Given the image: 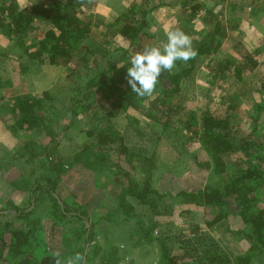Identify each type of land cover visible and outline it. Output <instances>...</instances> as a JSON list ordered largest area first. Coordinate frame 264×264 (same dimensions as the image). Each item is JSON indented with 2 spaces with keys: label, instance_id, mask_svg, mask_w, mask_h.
<instances>
[{
  "label": "rangeland",
  "instance_id": "1",
  "mask_svg": "<svg viewBox=\"0 0 264 264\" xmlns=\"http://www.w3.org/2000/svg\"><path fill=\"white\" fill-rule=\"evenodd\" d=\"M45 1L16 0L21 8ZM96 1L99 2L98 7L86 5L80 9L79 15L90 23L91 46L107 47L113 53L124 44L118 34L120 22H117L124 12L120 16L112 15L110 11L106 13L108 6L103 0ZM110 1L114 5V1ZM135 1L139 0H119V6L127 10ZM177 1L149 0V6ZM199 1L203 6L196 16H191L190 10L182 4L161 5L151 12L141 52L146 46L162 47L167 42L166 33L176 29L182 30L192 40L214 35L221 41L219 53L206 58L183 88L192 95L189 103L192 111L227 112L230 116L233 128L241 137L238 142L241 152L231 159L233 169H236L242 166L245 151L252 154V159L261 155L259 146L264 142V91L261 88L264 83V0ZM218 28L219 33L216 32ZM21 53L0 34V209L16 205L25 213L32 212L28 219L32 225L34 214L43 216L41 223L45 228L38 233L39 259L49 253L63 251L68 237L73 241L64 252L67 259L76 253L82 255L84 247L86 257H89L86 264L103 263L110 257V251L123 257L120 264H165L159 243L147 242L135 222L136 218L146 228L151 220L159 221L162 226L155 231V236L169 237L168 242L173 239L172 242L176 243L174 250L178 249L181 241L192 237L189 226L198 223L203 233L211 236L207 242L218 243L231 256L252 251V264H264V254L259 255L258 250L252 249L254 244L248 236L249 230L233 213L234 199L225 208L226 220L212 228L207 223V218L212 216L205 207L185 205L170 216L155 217L147 207L131 197L128 202L134 206L136 217L125 219L124 211L118 205L119 197L130 176L140 180L141 174L134 171L127 161L120 160L116 166L117 158L113 151H109L111 165L95 170L73 160L78 149L95 138V134L89 136V131H96L99 126H111L121 132L128 148L138 156L156 154L159 157V169L153 184L161 192L192 191L215 182L211 159L199 142L188 141L189 131L173 130L157 141L160 128L158 87L151 98L133 102L127 111L120 112L110 122L104 119L101 123H93L81 116L80 122L64 134L62 119L70 117L69 97L74 85L68 77V69L63 65H34L24 60ZM219 64L230 67L223 81L215 71ZM238 70L242 73L241 78L237 77ZM44 92L53 96V101L46 102L43 110L54 120L49 133L16 129L19 117L13 109L17 99L24 95L40 97ZM246 143L249 146L245 148L243 144ZM51 163L65 165L66 170L59 183L60 196L57 194L55 197L60 198V204L74 210L78 207L87 214L84 224L89 231L85 240L82 235L75 238L78 229L84 230L82 222L69 216L59 223L58 219L49 217L50 198H42L38 202L34 195V186L42 180ZM261 195V205H264V192ZM182 210L189 212L181 214ZM6 213L17 214L13 210ZM135 230L137 234H134Z\"/></svg>",
  "mask_w": 264,
  "mask_h": 264
},
{
  "label": "trees",
  "instance_id": "2",
  "mask_svg": "<svg viewBox=\"0 0 264 264\" xmlns=\"http://www.w3.org/2000/svg\"><path fill=\"white\" fill-rule=\"evenodd\" d=\"M87 3L88 0H46L21 8L16 0H0V34L22 52L24 60L40 66L63 65L69 71L68 77L74 81L73 92L69 97L70 117L62 119L64 134L80 122L81 116L91 119L93 123H101L104 119L110 122L120 112L127 111L133 102L146 98H140L131 91L126 74L127 68L131 66V56L142 50V40L150 26L148 16L151 12L161 5L182 4L190 10L191 16H196L203 6L199 0H179L155 6H149V0L133 2L117 21L120 22L118 34L124 41L123 47L112 53L107 47L91 46L90 23L79 15L80 9ZM216 32H220L219 28ZM192 42L193 48L198 52L197 57L187 63L177 61L172 73L164 72L159 77L156 86L159 88L160 107L157 141L173 130L189 131L188 141L199 142L211 159L215 182L192 191L182 190L175 194L161 192L153 184L159 169V157L156 154L138 156L128 148L121 132L111 126H99L96 131H89V136L93 137L95 134V138L80 147L73 160L95 170L111 165L109 151H113L117 158L116 166H119L120 160L127 161L134 171L141 174L140 180L130 176L126 189L119 197L118 205L124 211L125 219L136 217L133 214L134 206L128 202L131 197L147 207L155 217L170 216L177 208L185 205L205 207L210 217L212 216L207 218L208 226L212 228L218 222L226 220L225 208L234 199L233 213L249 230L248 236L254 244L252 249L258 250V254L262 255L264 142L259 146L261 155L252 159V154L245 151L242 166L233 169L235 167L231 159L241 152V145L238 144L241 137L233 128L230 116L227 112L219 114L212 111H192L189 108L192 95L183 88L184 83L194 77L206 58L219 53L222 43L214 35ZM21 66H24L23 63ZM229 68V65L222 64L216 67L215 71L221 75V81L227 78L225 74ZM241 75L238 70L237 77L241 78ZM261 88L264 91V83ZM51 101L53 96L50 92H44L40 97L24 95L17 99L13 109L19 117L16 129L25 132L44 130L49 133L54 120L43 110L46 102ZM253 133L257 135L256 130ZM243 146L246 148L249 143ZM65 171V165L51 163L42 180L34 186V195L38 202L42 198H50L52 207L49 217L58 219L59 223L69 216L82 222L84 230L82 232V229H78L75 238L82 235L85 240L89 231L84 224L87 214L78 207L74 210L58 201L59 183ZM10 210L17 214L6 213ZM188 212L189 210H182L181 214ZM31 213H25L16 205L0 209V264H54L56 253H60V258L66 262L64 252H67V247L70 248L73 241V238L68 237L63 247L65 251H55L42 259L38 258V233L45 226L41 223L43 216L35 214L32 225L28 220ZM135 222L148 243H159L165 264H252L254 259L252 251L231 256L218 243L207 242L208 239L211 240V236L203 233L198 223L189 226L193 235L185 242L179 241L181 245L177 251L174 250L176 243L172 242L173 239L168 242L169 237L155 236V231L162 226L159 221L151 220L148 228L144 223L136 221V218ZM135 233L138 231L135 230ZM84 250L82 247L83 257ZM109 254L110 257L101 264L122 262L123 257L115 251H110ZM86 260L89 261V257Z\"/></svg>",
  "mask_w": 264,
  "mask_h": 264
},
{
  "label": "clouds",
  "instance_id": "3",
  "mask_svg": "<svg viewBox=\"0 0 264 264\" xmlns=\"http://www.w3.org/2000/svg\"><path fill=\"white\" fill-rule=\"evenodd\" d=\"M166 36L167 42L162 47L146 46L142 52L131 56L126 79L131 91L140 98H151L159 77L164 72L172 73L177 61L187 63L198 55L192 46V38L182 30L168 31ZM54 264H86V261L80 253H76L65 262L60 258V253H56Z\"/></svg>",
  "mask_w": 264,
  "mask_h": 264
},
{
  "label": "crops",
  "instance_id": "4",
  "mask_svg": "<svg viewBox=\"0 0 264 264\" xmlns=\"http://www.w3.org/2000/svg\"><path fill=\"white\" fill-rule=\"evenodd\" d=\"M113 1H114V5H112L110 0H103L105 5L108 6L106 13H108L110 11L112 13V15L116 14L117 16H120V13L125 12L126 9L125 8L123 9L122 6L121 7L119 6V0H113ZM122 1H125V0H122ZM37 3L40 4L42 2H37ZM37 3H34V5H37ZM91 4H92V7L95 8V6L98 7L99 2L96 0H88L87 5H91ZM22 8H25V7H22ZM119 8H121V9H119ZM98 12H101V11H98Z\"/></svg>",
  "mask_w": 264,
  "mask_h": 264
},
{
  "label": "water",
  "instance_id": "5",
  "mask_svg": "<svg viewBox=\"0 0 264 264\" xmlns=\"http://www.w3.org/2000/svg\"><path fill=\"white\" fill-rule=\"evenodd\" d=\"M86 254H87V251L85 252V258H84V260H86Z\"/></svg>",
  "mask_w": 264,
  "mask_h": 264
}]
</instances>
